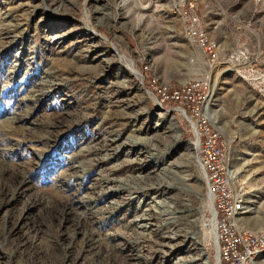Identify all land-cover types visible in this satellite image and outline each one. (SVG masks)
I'll use <instances>...</instances> for the list:
<instances>
[{
  "label": "rangeland",
  "instance_id": "rangeland-1",
  "mask_svg": "<svg viewBox=\"0 0 264 264\" xmlns=\"http://www.w3.org/2000/svg\"><path fill=\"white\" fill-rule=\"evenodd\" d=\"M198 1L214 65L168 0H0V264H219L188 129L125 59L208 78L240 222L264 227V0Z\"/></svg>",
  "mask_w": 264,
  "mask_h": 264
},
{
  "label": "built area",
  "instance_id": "built-area-1",
  "mask_svg": "<svg viewBox=\"0 0 264 264\" xmlns=\"http://www.w3.org/2000/svg\"><path fill=\"white\" fill-rule=\"evenodd\" d=\"M168 4L181 19L185 37L193 49L211 65L216 64L219 47L200 26V2L168 0ZM139 65L136 78L142 82L145 79L146 94L155 108L165 116L179 117L188 129L195 163L212 204L219 264H260L264 227L250 229L240 222L243 204L236 189V174L230 166L227 143L208 114V78H193L171 90L145 59Z\"/></svg>",
  "mask_w": 264,
  "mask_h": 264
},
{
  "label": "bare ground",
  "instance_id": "bare-ground-1",
  "mask_svg": "<svg viewBox=\"0 0 264 264\" xmlns=\"http://www.w3.org/2000/svg\"><path fill=\"white\" fill-rule=\"evenodd\" d=\"M90 32V34L91 35H94V37L92 36V38H98V36H96L95 35V32H93L92 30L91 31H89ZM101 38V37H100ZM125 62H126V64L129 66V68H130V71H132L133 72V74L135 75V76H138V74H137V72L134 70V68H133V64H132V61H130L129 59H125ZM144 149V148H143ZM129 154V153H128ZM138 154V153H137ZM140 155V154H139ZM134 160V159H133ZM164 161H165V158H163L161 161H159L158 162V164L159 165H162V164H164ZM82 182H84V181H82ZM105 184H109V181H107V182H105ZM116 191H114V190H110V192L106 195V194H103V195H105L104 197L102 196V198L104 199L105 198V200L106 201H111L112 200V196L113 195H116ZM209 208H210V213H211V215H212V220L210 221V231H211V235H212V238H213V241H214V244H215V252H216V254L218 255V248H217V243H216V237H215V223H214V217H213V209H212V204H211V201L209 200ZM143 220V219H142ZM142 225V224H141ZM143 226V225H142ZM139 227V226H138ZM142 231V230H141ZM173 250V249H172ZM179 252H181V251H179ZM180 254V253H179ZM178 261L179 260H183L182 258H180L179 257V259H177ZM196 261H201V263L200 264H209V262L208 261H206L205 260V258L203 257V255H200V258L198 259V260H196ZM184 262V261H183ZM178 263V262H177ZM190 263H191V261H190ZM193 263V262H192Z\"/></svg>",
  "mask_w": 264,
  "mask_h": 264
}]
</instances>
